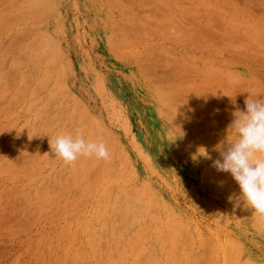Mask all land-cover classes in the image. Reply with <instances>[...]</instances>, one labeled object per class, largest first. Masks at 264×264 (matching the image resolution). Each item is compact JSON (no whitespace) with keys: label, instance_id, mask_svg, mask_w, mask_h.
Segmentation results:
<instances>
[{"label":"rangeland","instance_id":"obj_1","mask_svg":"<svg viewBox=\"0 0 264 264\" xmlns=\"http://www.w3.org/2000/svg\"><path fill=\"white\" fill-rule=\"evenodd\" d=\"M248 97L264 0H0V264H264L212 167ZM67 134L110 159L66 164Z\"/></svg>","mask_w":264,"mask_h":264},{"label":"clouds","instance_id":"obj_2","mask_svg":"<svg viewBox=\"0 0 264 264\" xmlns=\"http://www.w3.org/2000/svg\"><path fill=\"white\" fill-rule=\"evenodd\" d=\"M228 130L235 138L217 146L219 158L213 160L212 167L217 172L229 173L239 186L237 204L243 201L264 216V99L248 97L245 109L237 108L234 112ZM49 144L51 151L66 164L75 163L81 156L110 159L103 141H86L82 134L60 135ZM205 157L211 159L207 153Z\"/></svg>","mask_w":264,"mask_h":264}]
</instances>
